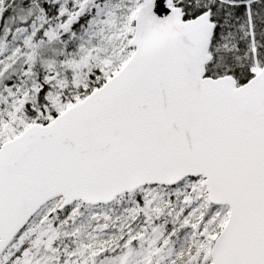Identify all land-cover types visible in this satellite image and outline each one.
Segmentation results:
<instances>
[{
  "label": "snow or ice",
  "instance_id": "obj_1",
  "mask_svg": "<svg viewBox=\"0 0 264 264\" xmlns=\"http://www.w3.org/2000/svg\"><path fill=\"white\" fill-rule=\"evenodd\" d=\"M0 264H264V0H0Z\"/></svg>",
  "mask_w": 264,
  "mask_h": 264
}]
</instances>
